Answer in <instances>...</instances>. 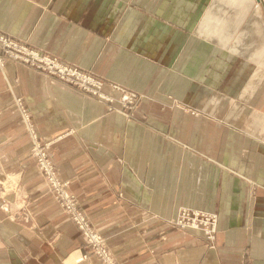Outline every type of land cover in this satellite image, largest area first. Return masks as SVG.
<instances>
[{
  "label": "crops",
  "instance_id": "obj_1",
  "mask_svg": "<svg viewBox=\"0 0 264 264\" xmlns=\"http://www.w3.org/2000/svg\"><path fill=\"white\" fill-rule=\"evenodd\" d=\"M0 31L143 95L107 112L0 62V178L26 166L31 213L8 220L0 199V264H100L76 260L85 245L40 190L15 99L119 264H264V0H0ZM180 206L218 214L212 245L164 222Z\"/></svg>",
  "mask_w": 264,
  "mask_h": 264
},
{
  "label": "rangeland",
  "instance_id": "obj_2",
  "mask_svg": "<svg viewBox=\"0 0 264 264\" xmlns=\"http://www.w3.org/2000/svg\"><path fill=\"white\" fill-rule=\"evenodd\" d=\"M26 51L37 52L43 58H47L49 61L34 60L30 54H26L27 53ZM3 61L4 62L8 61L11 63L23 64V65L27 66L28 68H31V69H34L38 72L49 75V76H51L57 80H60L63 82L65 80V83H67L68 85L73 86L75 89H77L78 91H80L82 93H86L87 95H89L90 97L94 98L96 101L101 103L105 107V110L107 112L108 111H114V112L119 111L123 115L130 116L131 114L135 113V111L138 107V104L140 103V100L143 97V95L141 93H139L138 91H136L134 89H130V88L125 87L123 85H120L123 88L119 87L118 89H113L111 87V84H116L115 82H110L103 75L98 74V73H94L90 69L88 70V69L82 68L84 70L92 72V73H90V72L89 73L91 74V76H95L98 78L97 80H99V82H101L100 86L98 84L92 85L90 83H87L86 80H81V79H73L72 81L66 80L63 77H65L67 74L66 75L61 74L60 72H57V73L53 72L52 73V72H50V70H48V68L52 67L54 62L63 63V64L68 63V65L71 64L72 66L75 65V67L77 66L78 69L80 66H78L74 63L68 62L65 59H63V58H61L55 54H52V53H50L44 49H41L34 44L28 43L27 41H24L21 39L13 38L10 35H8L7 33L0 31V62H1V65H2ZM82 73L84 74V71ZM61 75H64V76H61ZM106 84H108L110 86V88L115 92L114 95H111L104 90V87L106 86ZM124 93H127L129 95L133 94L132 103L130 105H127V106L122 105L125 102V100L122 99ZM108 95L113 96L112 99H108ZM13 104H14V108H15L16 112L19 115L20 122L24 127V132H26V134L28 135L27 138H29L30 146H29L28 151L26 153L27 154L26 159L29 160V162H30L29 165H32L33 167H35L36 174L41 178L40 190L42 189V191L45 192V195H47L48 198L57 205V207L59 208V210L62 213L66 214V216L71 221V223L76 227V229L79 232V234L82 238V241L85 245V249H86L85 253L86 254L88 253L90 247L87 245L88 241H86V239L84 237L85 234H83L81 229L77 226L78 223L75 222L76 220L74 219V214H75V217L79 223H80V221L78 219L79 214H81V216L85 220L83 222L84 225L82 226L84 233H86L87 231L90 232L92 230H95L99 234L100 239H102L104 241V245L107 247L105 236L103 235L102 232H100L96 229L95 223L93 222V220L91 219L89 214L81 206V203H80L77 195L70 188L69 180L62 178L61 175L58 173V171L56 169V165H55L53 158H52L51 141H43L39 138L38 133H37V128H35L36 125L32 119V116L30 114V110L28 109V106L25 105L21 101V99H15ZM191 111L194 112V110H191ZM25 117H27L30 125H28L26 123ZM29 126L34 128L36 131L35 138H34L35 142L38 143L41 148H43L47 151V155L50 157V160L53 162L54 167H55V171L57 172L56 174H57V177L60 181L62 189H64L66 191L68 196L70 194L74 196L73 198H70V200H67L63 197H60L57 194V192L51 188L49 181L46 180V173H45L44 169L42 168V166L40 165L37 155H35V153L39 154L40 152H37V150L32 149L33 138L29 132V129H28ZM25 169H26L25 165L21 166L19 169L12 170V171L10 169H5L6 173L3 175L4 177L0 178V199L2 201L1 202V208L7 214L6 216H7L8 220L18 222V223H21L23 225H28L30 220H31V213L29 212L30 206L28 207V205H27V203H28L27 202V192L25 191L24 185H22L21 181L19 180L20 177L22 176L23 172L25 171ZM7 194L8 195L13 194L15 196L14 200L10 201V204L8 202H6V199L4 197ZM61 199L64 201H62ZM70 202H71V204L75 203V212L74 213H72V211L70 209H68L71 206ZM181 208H182V210H184V208H186L187 211H190L193 214H195L194 211H196L197 216L193 217L196 225H201L204 228H208V227L216 224V227H218V223H217L218 214L215 211L200 209V208H194V207H185V206H180V209ZM177 212H178V210H177ZM177 212H176V214H177ZM174 217H176V216L169 217L166 220H164V222L171 224L172 226H175L177 229L191 228L192 219H186V215H184L183 218H181V220L184 219L183 220L184 226H183V224L178 225L177 220ZM188 223H191V224L188 225ZM185 224H187V225H185ZM216 235H217V228H216L215 233L212 236L213 240L207 239L205 237L206 242L209 245H212L214 243ZM2 242H3V246H4V250H5L7 248V247H5L7 245V243L5 240H2ZM88 243H90V242H88ZM107 249L109 250L108 247H107ZM110 253L113 255V253L111 251H110ZM83 254L84 253L77 255L76 260L77 261H84L85 259L78 260L80 255H83ZM89 257H91V255H89ZM113 257L115 258V261H116V257L115 256H113ZM116 263L119 264L117 261H116ZM100 264H102V263L100 262Z\"/></svg>",
  "mask_w": 264,
  "mask_h": 264
},
{
  "label": "built area",
  "instance_id": "obj_3",
  "mask_svg": "<svg viewBox=\"0 0 264 264\" xmlns=\"http://www.w3.org/2000/svg\"><path fill=\"white\" fill-rule=\"evenodd\" d=\"M26 54H30L31 57H32V55L35 54V53L33 51H31V52L29 51ZM39 57L40 58L37 59V61H44L45 59H46V61H49L47 58L44 59L40 54H39ZM59 64H63V63H59ZM63 65L66 66V67H69L70 69H73V71H75L77 73H80V75L92 78L95 82L94 83H90L89 82L90 84H92V85H97L98 84L99 86L101 85V82H99V80H97L98 79L97 77L91 76L90 73H92V72L84 70V69H82L80 67H79V69H80L79 70L77 66L75 67V65L72 66L71 64L68 65V63L67 64L64 63ZM48 70H50V72H52V73L53 72H55V73L60 72L59 71V67L56 66V65H53L52 67H49ZM83 71H84V74L82 73ZM61 74H63V73H61ZM61 76H64V75H61ZM65 77H63V78L65 79ZM73 79L86 80V82L88 83V79H84V77L72 76L69 79V81H72ZM122 105L123 106H127L126 102H125V104H122ZM25 121H26V123L28 125H30L27 117H25ZM28 129H29V132H30V134H31V136L33 138L32 149L33 150H37V152H40L39 154L35 153V155H37L39 163H40V165L42 166V168L44 169V171L46 173V180L49 181L51 188L54 189L60 197H63L65 199H67V200H70V198H73L74 196L71 195V194L68 196L66 191L64 189H62L60 181H59V179L57 177V174H56L57 172L55 171L54 164L50 160V157L47 155V151L45 149L41 148L40 145L35 142V139H34L35 138V134H36L35 129L32 128L31 126H29ZM62 201H64V200H62ZM70 205L71 206L68 209H70L72 211V213H74L75 212V203L71 204V202H70ZM184 215H186V219H192V223L195 221L193 217H195L196 214H193L192 212L187 211V210H182L181 216L183 217ZM78 216H79L78 219H79L80 223L77 221V219L75 217V214H74V219L76 220L75 222L78 223L77 226L81 229L83 234H85L84 237H85L86 241L90 242V243L87 242V245L90 247L88 253L87 254L84 253L83 255H80L78 260L86 259V258L89 257V255H91V256H95L102 264H117L116 261H115V258L110 253V251L107 249V247L104 245V241L102 239H100L99 234L95 230H92L90 232L87 231L86 233H84L82 226L84 225L83 222L85 220L83 219L81 214H79ZM189 224H191V223H188V225Z\"/></svg>",
  "mask_w": 264,
  "mask_h": 264
},
{
  "label": "bare ground",
  "instance_id": "obj_4",
  "mask_svg": "<svg viewBox=\"0 0 264 264\" xmlns=\"http://www.w3.org/2000/svg\"><path fill=\"white\" fill-rule=\"evenodd\" d=\"M26 52H28V51H26ZM34 53H35V54L32 55V58L35 59V60L39 59V58H40V57H39V53H37V52H34ZM44 59H45V58H44ZM45 60H46V59H45ZM53 65L58 66V67H59V71H60L61 73H63V74H67L66 77H65L66 80H69L72 76H77V77H84V79H88V83H89V82H90V83H94V82H95L92 78L87 77V76L80 75V73H77V72L73 71V69H70L69 67H66V66H64L63 64H59V63H57V62H54ZM88 70H89V69H88ZM64 82H65V80H64ZM112 87H113L114 89H118L119 87H120V88H123L122 86H120V85L118 86L117 84H112ZM125 91H126V90H125ZM132 98H133V94L129 95V94H127V93H124V95H123V97H122V99L125 100L126 105H130V104L132 103ZM108 99H112L111 96L108 95ZM108 99H107V100H108ZM125 102H124V104H125ZM181 210H182V208L180 209V207H179L178 212H177V214L175 215L176 217H174V218L177 220L178 225H182V224H183V220H181V218H183V217L181 216V212H182ZM184 210H186V208H184ZM194 213L196 214V211H194ZM196 216H197V215H196ZM196 216H195V217H196ZM194 222H195V221H194ZM194 222H193L192 225H191V228H192V229H196V230L200 231L203 235H205L204 237H206L207 239L213 240L212 236H213V234H214L215 231H216V224L213 225V226H210V227H208V228H204V227L201 226V225H196ZM185 225H187V224H185ZM183 226H184V224H183ZM198 227H199V228H198Z\"/></svg>",
  "mask_w": 264,
  "mask_h": 264
},
{
  "label": "water",
  "instance_id": "obj_5",
  "mask_svg": "<svg viewBox=\"0 0 264 264\" xmlns=\"http://www.w3.org/2000/svg\"><path fill=\"white\" fill-rule=\"evenodd\" d=\"M257 1H259V0H257Z\"/></svg>",
  "mask_w": 264,
  "mask_h": 264
}]
</instances>
